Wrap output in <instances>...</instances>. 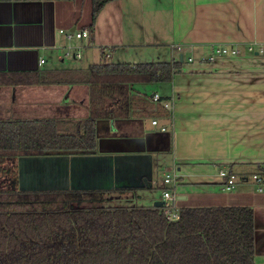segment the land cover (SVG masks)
Masks as SVG:
<instances>
[{
    "label": "crops",
    "instance_id": "1",
    "mask_svg": "<svg viewBox=\"0 0 264 264\" xmlns=\"http://www.w3.org/2000/svg\"><path fill=\"white\" fill-rule=\"evenodd\" d=\"M91 24V0L0 2V121L87 120L89 87L75 84L76 75L104 62H180L181 71L169 83L131 86L130 96L138 99L133 115L101 120L95 151L36 158L72 164L59 182L46 181L54 186L38 191H80L68 178L74 173L88 186L84 191H101L113 202L132 199L154 184L155 171L152 181L144 172L136 181L139 167L147 173L165 160L180 179V210H253L255 264H264V191L251 182L264 170V57L242 52L210 61L218 46L264 44V0H120L103 9L93 32ZM83 31L89 38L70 43L68 34ZM156 94L171 110L153 101ZM154 120L169 132H159ZM90 165L102 171L111 166L106 188L89 186ZM223 170L237 178L233 191L224 190Z\"/></svg>",
    "mask_w": 264,
    "mask_h": 264
},
{
    "label": "trees",
    "instance_id": "2",
    "mask_svg": "<svg viewBox=\"0 0 264 264\" xmlns=\"http://www.w3.org/2000/svg\"><path fill=\"white\" fill-rule=\"evenodd\" d=\"M41 1L75 0H0ZM116 1L91 0V32ZM181 66L104 62L77 74L74 83L89 87L90 117L0 121V172L11 175L5 166L10 160L95 151L98 121L130 118L138 100L130 96L131 86L169 83ZM143 107L151 105L144 101ZM19 188L17 178L0 186V264H255V216L247 207L184 208L178 221L169 222L161 208L99 206L101 191Z\"/></svg>",
    "mask_w": 264,
    "mask_h": 264
},
{
    "label": "rangeland",
    "instance_id": "3",
    "mask_svg": "<svg viewBox=\"0 0 264 264\" xmlns=\"http://www.w3.org/2000/svg\"><path fill=\"white\" fill-rule=\"evenodd\" d=\"M72 44H76V40L74 39L73 41H70ZM241 52L244 54H247V49H240ZM249 54V53H248ZM250 55V54H249ZM252 56V55H251ZM255 57V56H254ZM85 62V60H84ZM99 63V62H98ZM68 64V63H67ZM81 62L79 63V65ZM82 65H85L82 63ZM166 159V158H165ZM18 162V163H16ZM6 169H13L11 172L12 174L4 173V171L0 172V186L2 183L4 185L9 184L11 181V178H17L20 184V190L21 191H37L40 189H48L49 187L54 186V184H46V181L51 180V179H57L59 182L60 178V173H63L65 171V168L67 169L68 166L72 165H67V166H61L60 164L62 163L59 159L57 160V163H46L43 160L36 161V158H22L18 160H10L6 161ZM157 166L153 165L151 167L147 168V171L143 170V168L139 167V169L136 172V181L137 179L139 180V176L143 177V173L145 174V177L148 178L150 181L151 176H153L152 171H155V179H154V184H151V187L147 190H143L141 193H139V196H135L134 198H129V197H121L119 200H114L112 201V198L109 196H105V200L103 203L98 204L99 206H102L104 208H114L118 205L120 206H129V205H134L133 201L137 203L136 205L138 206H143V205H151L153 206L154 202L153 200H162V193L164 190L163 183H161V180L163 181L164 174L166 173H172L173 170H171V166L168 164L167 161L161 160ZM94 165H90V173L88 176L93 180V182L89 185L92 187H98L99 186H105L107 185V182L110 181V177H107L106 170L108 168L111 169V166H101L102 168L106 169L104 171L99 170V169H93ZM19 173V175H18ZM152 173V174H151ZM117 180L119 178H122V175L119 172H115ZM64 176V175H63ZM97 176V177H96ZM66 177V176H65ZM71 181H73V185L77 188L78 190H86L88 189V186H84L82 181H79L80 177H78L76 174H71L68 176ZM135 181V182H136ZM241 183V180H238V183ZM251 182L255 184L252 180ZM256 185V184H255ZM74 187V188H75ZM257 187V185H256ZM74 191V189H71ZM174 191L177 194V197H180L182 194V187H177L174 189ZM113 197V196H112ZM115 198V197H113ZM177 202H185V201H177ZM178 204V203H177ZM181 204V203H180ZM92 205H85V208H90ZM98 206V207H99ZM177 207V206H176ZM178 210H180L177 207Z\"/></svg>",
    "mask_w": 264,
    "mask_h": 264
},
{
    "label": "built area",
    "instance_id": "4",
    "mask_svg": "<svg viewBox=\"0 0 264 264\" xmlns=\"http://www.w3.org/2000/svg\"><path fill=\"white\" fill-rule=\"evenodd\" d=\"M90 34L88 31L83 32H73L68 34L69 40H83L89 38ZM247 52L255 57H264V44L263 43H252L247 45ZM241 50L238 47H226L218 46L214 50L213 56L210 58V61H215L217 59H236L241 57ZM75 58L80 59V54L74 55ZM190 61H192L190 59ZM45 61H41L40 65H43ZM153 101L155 103H162L166 110H171V105L162 101L160 95L156 94L153 96ZM152 126L156 128L159 132L167 133L169 132L168 126H163L158 120L152 121ZM220 179L223 180L224 190L227 192L233 191L236 187L237 178L233 174H230L227 171H221L219 173ZM179 176L176 172L166 173L163 178L164 190L162 193V202L163 206L161 208L163 215L169 222H176L180 218V210L177 209L178 197L174 189L177 188L179 184ZM252 181L257 184L258 191H264V175H254L252 176Z\"/></svg>",
    "mask_w": 264,
    "mask_h": 264
},
{
    "label": "water",
    "instance_id": "5",
    "mask_svg": "<svg viewBox=\"0 0 264 264\" xmlns=\"http://www.w3.org/2000/svg\"><path fill=\"white\" fill-rule=\"evenodd\" d=\"M181 62H183V56H181ZM109 119L111 121H113L114 118H113V116H111ZM99 123H100V121L97 122L96 127L98 126ZM97 130H98V128H97ZM113 130H115L114 127H113ZM48 155H63V153H49ZM162 206H163V202H161V201L157 202L154 205L155 208H162Z\"/></svg>",
    "mask_w": 264,
    "mask_h": 264
}]
</instances>
